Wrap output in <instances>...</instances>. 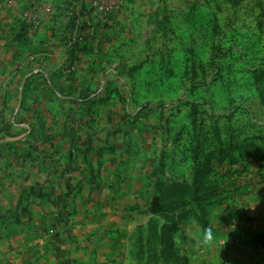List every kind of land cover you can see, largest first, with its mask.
Segmentation results:
<instances>
[{"label":"rangeland","instance_id":"1","mask_svg":"<svg viewBox=\"0 0 264 264\" xmlns=\"http://www.w3.org/2000/svg\"><path fill=\"white\" fill-rule=\"evenodd\" d=\"M0 47L42 72L22 137L2 140L53 143L7 148L5 168L51 177L59 217L84 226L68 237L120 264H241V208L264 194V0H0Z\"/></svg>","mask_w":264,"mask_h":264},{"label":"crops","instance_id":"2","mask_svg":"<svg viewBox=\"0 0 264 264\" xmlns=\"http://www.w3.org/2000/svg\"><path fill=\"white\" fill-rule=\"evenodd\" d=\"M47 32L40 35L46 33V37H52ZM9 49L6 48L10 52L15 50L12 47ZM35 59L36 64L32 68L22 67L15 60L0 63V102H8L0 112V264H120L117 250L110 247L102 250L97 248L95 255L94 249L89 248L94 240L66 235L69 227L74 229L76 226H84L67 223L59 217L63 210L54 203L52 185L45 184L43 188L40 184L43 180L47 182V178L51 180V177L32 174L28 168L24 169L26 172L22 177L20 172L19 175L16 174L20 169L17 168L18 164L8 165V170L5 168L2 152L7 148L29 150L30 153L25 158L32 160L37 159L34 152L36 150H44L39 157L41 159L44 156H52V152H47L53 150L50 140L30 141L37 133L47 134V129L30 127L29 132H26L29 136H25L24 141L2 140L5 133L22 137L23 115L31 116L30 111L22 110L20 96L22 86L28 84L27 81L30 84L34 81L31 84L33 86L39 82L42 72L37 69V64L40 58ZM46 64L44 70L48 73H45V79L40 81L45 87L50 85L46 78L52 75L51 71L54 69L52 65L47 67V61ZM28 70H31L30 78L22 79ZM29 94L33 96L38 94V91L33 89ZM17 158H21L20 154ZM23 186L27 189H23ZM253 198V202L241 208V228L244 230L241 237V264H264V194L257 192ZM111 242L117 241L103 238L97 241L96 246H109Z\"/></svg>","mask_w":264,"mask_h":264},{"label":"clouds","instance_id":"3","mask_svg":"<svg viewBox=\"0 0 264 264\" xmlns=\"http://www.w3.org/2000/svg\"><path fill=\"white\" fill-rule=\"evenodd\" d=\"M214 239V234L211 228H206L201 237H200V241L201 243H209Z\"/></svg>","mask_w":264,"mask_h":264},{"label":"trees","instance_id":"4","mask_svg":"<svg viewBox=\"0 0 264 264\" xmlns=\"http://www.w3.org/2000/svg\"><path fill=\"white\" fill-rule=\"evenodd\" d=\"M205 195H206L205 197H206L207 199L210 197V196H209L208 194H206V193H205ZM197 199L199 200L200 198H199V197H198V198H196V197L194 198V200H197Z\"/></svg>","mask_w":264,"mask_h":264}]
</instances>
